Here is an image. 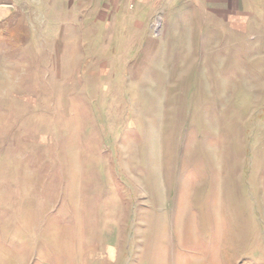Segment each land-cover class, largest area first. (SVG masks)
Segmentation results:
<instances>
[{
  "label": "rangeland",
  "instance_id": "374dc122",
  "mask_svg": "<svg viewBox=\"0 0 264 264\" xmlns=\"http://www.w3.org/2000/svg\"><path fill=\"white\" fill-rule=\"evenodd\" d=\"M181 3L0 0V264H264V0Z\"/></svg>",
  "mask_w": 264,
  "mask_h": 264
},
{
  "label": "crops",
  "instance_id": "0c3cea01",
  "mask_svg": "<svg viewBox=\"0 0 264 264\" xmlns=\"http://www.w3.org/2000/svg\"><path fill=\"white\" fill-rule=\"evenodd\" d=\"M147 4H149V6H151L150 7V9H152V15L154 14V4L155 3H157V6H155L156 8H157V10H158V8H159V6L160 5H163L164 7H167L165 10H162L161 11V13H162V18H163V20L164 21H166V19L168 18V17H170V14L172 15V12H175L176 13V11H177V15H180V11L178 10L179 8H177V7H179V5H180V3L182 2V3H184V0H172V2L171 3H169L168 1L169 0H161L160 2H156V0H144ZM155 1V2H154ZM186 2V1H185ZM181 3V4H182ZM177 5V6H176ZM161 7V6H160ZM175 8V9H174ZM156 10V9H155ZM181 10V9H180ZM165 14V15H164ZM195 19V22H196V18H194ZM167 22V21H166ZM165 22V23H166ZM167 24V23H166ZM137 27V26H136ZM136 38V37H135Z\"/></svg>",
  "mask_w": 264,
  "mask_h": 264
}]
</instances>
